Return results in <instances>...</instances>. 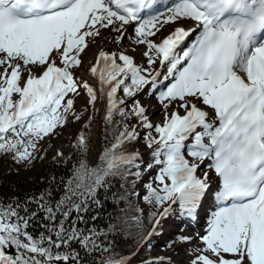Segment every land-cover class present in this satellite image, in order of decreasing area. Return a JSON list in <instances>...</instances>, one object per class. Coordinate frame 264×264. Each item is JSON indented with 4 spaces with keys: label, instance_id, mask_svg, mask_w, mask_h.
<instances>
[{
    "label": "snow or ice",
    "instance_id": "snow-or-ice-1",
    "mask_svg": "<svg viewBox=\"0 0 264 264\" xmlns=\"http://www.w3.org/2000/svg\"><path fill=\"white\" fill-rule=\"evenodd\" d=\"M102 31L118 48L98 51L90 83L76 71ZM96 113L106 144L90 163ZM70 120L88 131L67 181L0 199V264H132L164 221L198 224L206 202L189 264H264V0H0V155L30 166ZM109 199L125 207L100 227ZM122 235L136 240L130 255Z\"/></svg>",
    "mask_w": 264,
    "mask_h": 264
},
{
    "label": "trees",
    "instance_id": "trees-1",
    "mask_svg": "<svg viewBox=\"0 0 264 264\" xmlns=\"http://www.w3.org/2000/svg\"><path fill=\"white\" fill-rule=\"evenodd\" d=\"M99 107V106H98ZM93 111L88 115H92ZM87 120V119H86ZM84 130L83 122L79 126V132L67 142L66 150L59 151L63 153V156H57L55 153L53 156H49L45 159H37L30 166H24L22 164L14 163L9 155H0V199L11 198L19 196L23 198L26 194H35L43 192L45 189H57L61 186V181H67L69 174L71 173L72 165L76 163L82 157L76 148L73 147L76 137ZM91 135L89 138L90 151L86 157L90 163L98 159L97 154L105 147V127L101 119L100 113L95 114V119L90 125ZM111 137H109L110 139ZM71 157L68 162H65V158ZM117 189H113L116 191ZM143 192L144 189H138ZM59 196H57V199ZM143 205V201L141 200ZM145 207V216H147V205ZM125 207L123 203L117 205L111 199L105 205L104 211L101 213V219L97 222L100 227L105 226L108 223V214H119L120 208ZM145 225L148 226L147 219H145ZM117 251L129 255L136 248V240L134 237L120 236L117 238ZM147 251L142 248L135 259L132 260V264L140 263L141 259L146 258Z\"/></svg>",
    "mask_w": 264,
    "mask_h": 264
},
{
    "label": "rangeland",
    "instance_id": "rangeland-1",
    "mask_svg": "<svg viewBox=\"0 0 264 264\" xmlns=\"http://www.w3.org/2000/svg\"><path fill=\"white\" fill-rule=\"evenodd\" d=\"M111 36L107 31H102L101 37L98 38L96 43H93L84 53L83 59V66L80 67L76 73L77 74H85L86 67H91L95 63V57L94 54L101 48H104L105 50L115 51L118 48V45L111 43ZM125 46V44L123 45ZM125 48V47H124ZM144 50V49H143ZM91 55V58H90ZM138 61H143V58H138ZM87 98L86 95L82 94L80 97L77 98L75 107L76 109L82 104L86 103ZM142 103L144 106H146L149 111V116L151 119H156V121H160L159 123H162L164 118V111L162 107L156 108L157 105L155 103L154 99L148 100L146 97L142 98ZM152 103V105H151ZM154 107V108H153ZM183 110L181 109V112ZM77 124L75 122L69 121V123L64 127H58V130H55V135H50L49 137H45L43 141L40 142V149L45 152V155H53L57 150L59 149H65L66 148V142L69 140V138L73 135L75 129L77 128ZM174 220H168V224H170V228H174ZM165 230V229H164ZM151 251V254H156L162 257H165L166 259L173 262V264H189V262L192 260V257L195 252L190 253L187 246H191L192 248H202V245L199 244L198 241L195 239H191L190 242L184 244L181 247H177L174 250H166L158 247H154L153 244L148 245ZM198 254V253H197Z\"/></svg>",
    "mask_w": 264,
    "mask_h": 264
},
{
    "label": "bare ground",
    "instance_id": "bare-ground-1",
    "mask_svg": "<svg viewBox=\"0 0 264 264\" xmlns=\"http://www.w3.org/2000/svg\"><path fill=\"white\" fill-rule=\"evenodd\" d=\"M128 47H129V49H131L132 45L130 44V46H128ZM87 50H89V49H87Z\"/></svg>",
    "mask_w": 264,
    "mask_h": 264
}]
</instances>
